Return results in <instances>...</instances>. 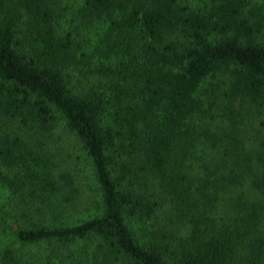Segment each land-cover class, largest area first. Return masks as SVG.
<instances>
[{
	"label": "trees",
	"instance_id": "1",
	"mask_svg": "<svg viewBox=\"0 0 264 264\" xmlns=\"http://www.w3.org/2000/svg\"><path fill=\"white\" fill-rule=\"evenodd\" d=\"M0 264H264V0H0Z\"/></svg>",
	"mask_w": 264,
	"mask_h": 264
},
{
	"label": "rangeland",
	"instance_id": "2",
	"mask_svg": "<svg viewBox=\"0 0 264 264\" xmlns=\"http://www.w3.org/2000/svg\"><path fill=\"white\" fill-rule=\"evenodd\" d=\"M54 152V163L58 164L59 168L67 166L70 171H76V163L79 164L81 170L85 168V162L82 161L83 157H85L82 147L70 134L62 133L59 146L55 147Z\"/></svg>",
	"mask_w": 264,
	"mask_h": 264
}]
</instances>
